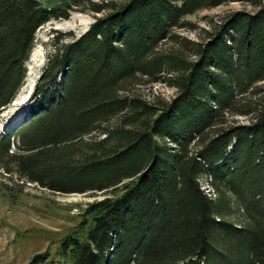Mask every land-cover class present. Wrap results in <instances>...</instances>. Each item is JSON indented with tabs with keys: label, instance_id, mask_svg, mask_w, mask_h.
I'll return each mask as SVG.
<instances>
[{
	"label": "trees",
	"instance_id": "16d2710c",
	"mask_svg": "<svg viewBox=\"0 0 264 264\" xmlns=\"http://www.w3.org/2000/svg\"><path fill=\"white\" fill-rule=\"evenodd\" d=\"M232 1L253 12L231 13L205 44L174 31ZM78 8L104 14L50 53L29 113L0 134V171L107 196L54 258L28 264H264V0H0V110L37 29ZM132 79L178 92L147 100ZM227 112L252 120L227 125Z\"/></svg>",
	"mask_w": 264,
	"mask_h": 264
},
{
	"label": "rangeland",
	"instance_id": "374dc122",
	"mask_svg": "<svg viewBox=\"0 0 264 264\" xmlns=\"http://www.w3.org/2000/svg\"><path fill=\"white\" fill-rule=\"evenodd\" d=\"M47 1L51 0H41V2ZM238 10L253 12V7L232 1L212 8L200 9L185 16V20L191 23V29L175 28L174 31L188 39L205 44L207 37H210L208 31L212 29L214 31L216 24ZM69 13V18H52L37 29L34 46L26 62V77L17 90L18 94L16 93L14 101L0 110L2 129L0 132L4 131L2 134L7 132L6 128L11 124L4 127L2 125L9 123L18 112L23 111L26 115L29 113L34 100L33 92L38 78L46 68L50 53L62 44L77 38L93 21H96L97 17L104 14H94L79 8ZM164 42L165 46L172 45L168 43V39ZM143 83L139 79H132L127 84L128 91L134 95H141L147 100L154 97L171 100L178 92L164 82ZM17 100L19 103L15 105ZM224 116L227 125L247 123L252 120L248 119V116L231 112L225 113ZM5 175V172L0 171V264H28L34 254L45 251L54 258L60 241L72 231L80 218L82 219V214L88 205L107 196L100 191L95 193L52 191L39 184L23 181L17 176L12 175L9 179ZM200 185L204 191L213 194L209 184L202 178Z\"/></svg>",
	"mask_w": 264,
	"mask_h": 264
},
{
	"label": "bare ground",
	"instance_id": "6f19581e",
	"mask_svg": "<svg viewBox=\"0 0 264 264\" xmlns=\"http://www.w3.org/2000/svg\"><path fill=\"white\" fill-rule=\"evenodd\" d=\"M73 22V21H72ZM71 22V23H72ZM62 25H60V27H61ZM59 27V28H60ZM62 28V27H61ZM60 28V29H61ZM19 102H18V100L16 101V103H15V105L16 104H18ZM25 116H26V113H24L23 111H21V112H18L13 118H11L10 120V122L9 123H6V124H3L2 126L4 127V126H9L10 124H11V127L10 128H14V127H17L18 125H20V123H22L23 121H24V118H25ZM0 130H2L1 129V126H0ZM0 134H1V132H0Z\"/></svg>",
	"mask_w": 264,
	"mask_h": 264
},
{
	"label": "water",
	"instance_id": "95a60500",
	"mask_svg": "<svg viewBox=\"0 0 264 264\" xmlns=\"http://www.w3.org/2000/svg\"><path fill=\"white\" fill-rule=\"evenodd\" d=\"M40 1H41V0H40ZM53 1H54V0H51V1H49V3H52ZM47 2H48V1H47ZM47 2H42V3L44 4V3H47Z\"/></svg>",
	"mask_w": 264,
	"mask_h": 264
}]
</instances>
